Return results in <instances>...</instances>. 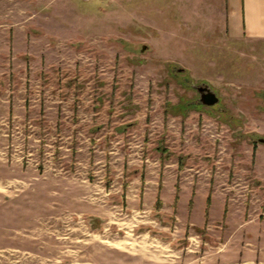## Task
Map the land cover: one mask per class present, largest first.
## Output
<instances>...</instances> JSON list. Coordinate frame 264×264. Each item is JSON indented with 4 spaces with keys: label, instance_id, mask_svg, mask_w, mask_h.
Returning a JSON list of instances; mask_svg holds the SVG:
<instances>
[{
    "label": "rangeland",
    "instance_id": "1",
    "mask_svg": "<svg viewBox=\"0 0 264 264\" xmlns=\"http://www.w3.org/2000/svg\"><path fill=\"white\" fill-rule=\"evenodd\" d=\"M163 9L0 0V264H264V46Z\"/></svg>",
    "mask_w": 264,
    "mask_h": 264
},
{
    "label": "crops",
    "instance_id": "2",
    "mask_svg": "<svg viewBox=\"0 0 264 264\" xmlns=\"http://www.w3.org/2000/svg\"><path fill=\"white\" fill-rule=\"evenodd\" d=\"M158 10V5L152 3V22H159L154 18ZM163 10L165 26L159 37L165 52L170 53L167 48L175 40L202 46L213 42L264 46V0H164ZM190 47L187 44L184 49L189 52ZM261 145L264 144L255 146L254 162L264 151Z\"/></svg>",
    "mask_w": 264,
    "mask_h": 264
},
{
    "label": "water",
    "instance_id": "3",
    "mask_svg": "<svg viewBox=\"0 0 264 264\" xmlns=\"http://www.w3.org/2000/svg\"><path fill=\"white\" fill-rule=\"evenodd\" d=\"M193 88L198 93L199 103L206 107H211L219 103L217 94L207 84L193 85ZM258 141L264 144V138H259Z\"/></svg>",
    "mask_w": 264,
    "mask_h": 264
},
{
    "label": "flooded vegetation",
    "instance_id": "4",
    "mask_svg": "<svg viewBox=\"0 0 264 264\" xmlns=\"http://www.w3.org/2000/svg\"><path fill=\"white\" fill-rule=\"evenodd\" d=\"M197 94V102L195 103V105H197V106H203V105H201L200 103H199V97H198V93H196ZM193 104V103H192ZM219 104V103H218ZM218 104H216V105H214V106H211V107H215V106H217ZM190 105V104H189Z\"/></svg>",
    "mask_w": 264,
    "mask_h": 264
},
{
    "label": "trees",
    "instance_id": "5",
    "mask_svg": "<svg viewBox=\"0 0 264 264\" xmlns=\"http://www.w3.org/2000/svg\"><path fill=\"white\" fill-rule=\"evenodd\" d=\"M180 107H181L180 110H183L182 112H184V109L190 107V105L189 104H182Z\"/></svg>",
    "mask_w": 264,
    "mask_h": 264
}]
</instances>
